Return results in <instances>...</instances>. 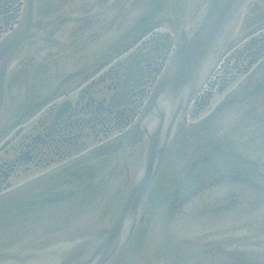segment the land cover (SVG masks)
<instances>
[{
  "label": "flooded vegetation",
  "instance_id": "obj_1",
  "mask_svg": "<svg viewBox=\"0 0 264 264\" xmlns=\"http://www.w3.org/2000/svg\"><path fill=\"white\" fill-rule=\"evenodd\" d=\"M117 1L0 0V41L28 21L38 41L37 54L32 43L22 46L8 77L7 89L18 88L21 101L19 129L4 145L14 142L10 149L0 148V191L15 177L67 159L70 178L87 176L90 185L108 163L107 151H117L114 164L127 160L124 143L167 64L174 39L157 33L148 37L154 26L145 27V18L142 23L133 22L137 10L133 0ZM140 38L142 43L133 49ZM90 45H97V51L83 48ZM242 56L249 64L262 58L257 75L251 78V91L247 85L253 74L238 73L231 81L216 82L212 90H204L189 107L188 119L206 118L203 122L211 126L213 143L208 155L187 170L200 160L228 154L253 167L248 173L221 177L188 201L196 204L200 199L198 207L203 209H192L199 210L198 217L214 230L205 235L204 251H196L192 263L186 264H264V191L254 186L264 188V30L246 44ZM242 76L243 82L232 87ZM24 89L31 90L27 98L21 97ZM223 91H229L227 97L204 115ZM63 106L65 112L56 117ZM186 131L181 130L179 137ZM91 140L96 146L89 150ZM147 143L146 138L142 145ZM141 149L145 152L141 147L137 155ZM168 157L169 152L163 164ZM77 162L83 166L70 171L68 167ZM143 220L141 216L133 239ZM105 233L89 237V242L83 239L92 235L87 230L77 240L58 241L25 253L23 263L16 258L0 264H80L97 252ZM86 242L92 244L88 249Z\"/></svg>",
  "mask_w": 264,
  "mask_h": 264
},
{
  "label": "water",
  "instance_id": "obj_2",
  "mask_svg": "<svg viewBox=\"0 0 264 264\" xmlns=\"http://www.w3.org/2000/svg\"><path fill=\"white\" fill-rule=\"evenodd\" d=\"M193 1L133 0V3L137 5V10L133 11V22L147 16V20L143 23L145 27H150L153 24L158 27V30L162 29L161 27H170L167 26L166 17L172 15L171 19H175L176 17L178 19L186 18L184 5H191ZM243 2L244 0H207L201 14L198 13L193 20H189L184 25L178 39L177 50L172 56L165 72L160 77L142 116L127 140L126 145H131L130 148L133 150V147L137 146L145 135H148L149 138L142 175L130 190V181L125 174V170L121 167L122 164L119 167L113 166L114 160L117 157V151L109 150L104 156L108 163L100 171V174H105V178L98 184L95 190L88 192L86 196L81 188L88 182V179L84 178L78 181L67 182L68 175L66 174V170L70 159L55 164L50 167V170L46 169L34 172L20 180H15L13 181L15 182L13 183V190L0 194V263L4 261L14 262L13 260L16 258L18 260L21 259V263H23L24 260L21 257L25 253L34 252L40 247H45V245L58 241L77 240L79 233L87 231V229H89L92 235L83 239H85L84 241L90 240L89 242H92L89 237L99 236V233L105 231L109 226L106 223L110 218L106 214L114 211L116 207L115 203L113 204V196L117 197L119 194L122 199V194L124 195L125 191L129 190L123 206L104 242L92 257L81 264H107L124 248L133 235L138 216L154 184L162 158L173 137L175 127L183 122L190 103L208 80L218 60V56L219 62H222L225 47H231L233 43L244 11L235 27L231 26V30L228 31L227 35L229 37L223 47L226 36L225 30L230 24L235 22V18L242 8ZM260 2L261 0H252L249 5H259ZM156 8L159 10H155ZM180 8L183 12L175 14ZM154 11L160 12L152 16ZM35 36L36 31L31 30L28 23L0 43V109L3 103L4 81L8 67L11 61L19 54L23 44L32 43L34 48L35 45H38ZM83 48L87 51L96 52L98 46L90 45ZM220 70L215 68L213 73L220 75ZM15 83H17V80ZM30 93V89H24L22 90L21 97L27 98L28 96L25 95H30ZM13 95L11 93L8 94L5 111L0 121V125L3 126L2 128L0 126V136H12L19 129L18 125L15 124L19 116V112L17 111L20 103L18 104V102L21 101L18 88ZM10 111L17 112L16 115L18 116L8 115ZM154 119L156 120V125L151 129L149 124ZM164 121L166 128L162 134L161 130ZM90 142L89 150L96 146H94L95 141L91 140ZM141 151L143 150L141 149ZM152 157L153 161L151 160ZM134 158L133 154V162H130L133 163L131 168V171L133 169L131 172L133 179L141 169V166L134 161ZM130 163L128 164L130 165ZM72 167L76 169L78 164ZM72 167H68V169L70 170ZM252 167V164L245 163L231 155L227 157L218 156L211 160L197 163L176 186L177 199L174 207L182 204L196 191L215 184L221 176L227 174L234 175V172L238 174L248 173ZM47 170L51 172L58 170L62 175L45 188L42 186L51 182L54 174L46 175L45 178L39 177L26 183L22 188L20 187L21 189L18 188L19 182L39 176ZM113 170L116 171V175L120 172L119 176L116 177ZM115 177L117 182L109 184ZM159 181L144 208V220L137 231L143 229ZM37 188L44 191H40L35 198L28 194ZM71 192L74 193V197L69 200L63 199L61 204L67 205V207H62L59 203H56L61 200L60 196H66ZM101 196L103 199L99 202ZM42 197L49 199V201H51L50 198H56L54 200L56 202L44 204L43 200H41ZM33 198L34 203L28 205V201ZM46 206H50L49 212L45 211L44 207ZM58 207H60L59 210ZM106 208H110L109 210L111 211H106ZM113 213L115 214V212ZM84 245L86 249L92 246L88 242L84 243ZM127 246L114 260L123 258ZM197 247L206 246L203 243L197 245ZM99 252H101L100 255H98Z\"/></svg>",
  "mask_w": 264,
  "mask_h": 264
},
{
  "label": "rangeland",
  "instance_id": "obj_3",
  "mask_svg": "<svg viewBox=\"0 0 264 264\" xmlns=\"http://www.w3.org/2000/svg\"><path fill=\"white\" fill-rule=\"evenodd\" d=\"M246 10V15L245 17L243 15L231 47H225L224 49L221 64L226 67L221 68L220 64V67H216L221 69L220 75L213 73L215 74L214 77L216 75L221 76L220 81L224 79L222 77L225 76V71L229 70L230 67L232 68L235 63L237 69L233 70V73L238 75L239 71L243 70L244 62H240L234 57L237 58L236 52L242 50L244 44L248 42L250 29L256 27L264 29V0H261L260 4L255 7L248 5ZM237 61L239 62L238 65ZM239 81L241 80L236 79L232 83L233 86L237 85ZM213 83L211 82V84ZM228 92L223 91L218 95L217 100L213 101L212 105L203 114H209L217 104L223 102V98L227 97ZM204 119L206 118L202 116L189 119L188 127L185 125L183 130H197L196 128L202 126L199 123L203 122ZM202 129L203 133L201 135L196 132L194 133L197 135L196 137L192 134L187 139H183L181 151L175 154L169 168L164 171V177L167 176L164 180L160 179L159 181L143 229L136 232L137 237L135 236L134 239L132 237L123 258L113 260L111 264H186L192 263L191 256L196 251H200L199 253L204 251L205 247H197V245L203 244L206 233L214 229H209L204 225L206 224L205 219L201 221V217H198L199 210L192 209L195 207L200 208L198 207L200 199L196 201V204L188 203L186 207L175 213L168 211L172 197V185L176 183L193 161L209 153L212 142L211 131L205 128ZM159 190L162 191L161 194H159ZM201 226L204 227L201 228ZM136 242H138L137 245L133 244Z\"/></svg>",
  "mask_w": 264,
  "mask_h": 264
}]
</instances>
